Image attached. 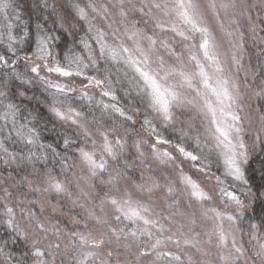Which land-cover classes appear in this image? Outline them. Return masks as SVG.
<instances>
[{
  "label": "snow or ice",
  "instance_id": "6c2138e0",
  "mask_svg": "<svg viewBox=\"0 0 264 264\" xmlns=\"http://www.w3.org/2000/svg\"><path fill=\"white\" fill-rule=\"evenodd\" d=\"M260 25L264 0H0V264H264Z\"/></svg>",
  "mask_w": 264,
  "mask_h": 264
},
{
  "label": "trees",
  "instance_id": "16d2710c",
  "mask_svg": "<svg viewBox=\"0 0 264 264\" xmlns=\"http://www.w3.org/2000/svg\"><path fill=\"white\" fill-rule=\"evenodd\" d=\"M31 3H32V0H25V4H26V6L29 7V8H30V6H31ZM260 27H264V25H260ZM251 43H252V42H251V40L249 39V41H248V47H249V49H250V52H251V51H254L253 49H251ZM246 63H247V58H246ZM251 63H252V65H253V67L256 66V60H255L254 57L252 58ZM249 81H250V83H251V78H249ZM73 214H74V213H73Z\"/></svg>",
  "mask_w": 264,
  "mask_h": 264
},
{
  "label": "rangeland",
  "instance_id": "374dc122",
  "mask_svg": "<svg viewBox=\"0 0 264 264\" xmlns=\"http://www.w3.org/2000/svg\"><path fill=\"white\" fill-rule=\"evenodd\" d=\"M209 21H210V23L212 22V21H211V17H209ZM249 82H250V81H249Z\"/></svg>",
  "mask_w": 264,
  "mask_h": 264
}]
</instances>
